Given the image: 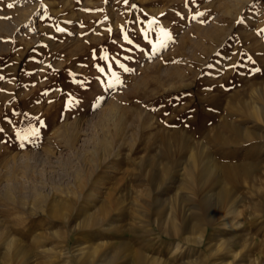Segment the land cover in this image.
<instances>
[{
  "label": "rangeland",
  "instance_id": "rangeland-1",
  "mask_svg": "<svg viewBox=\"0 0 264 264\" xmlns=\"http://www.w3.org/2000/svg\"><path fill=\"white\" fill-rule=\"evenodd\" d=\"M263 49L264 0H0V264H264Z\"/></svg>",
  "mask_w": 264,
  "mask_h": 264
},
{
  "label": "bare ground",
  "instance_id": "bare-ground-1",
  "mask_svg": "<svg viewBox=\"0 0 264 264\" xmlns=\"http://www.w3.org/2000/svg\"><path fill=\"white\" fill-rule=\"evenodd\" d=\"M206 47V46H205ZM264 50V49H263ZM209 51V50H208ZM204 54V53H203ZM183 78V77H182ZM180 79V78H179ZM184 81V80H183ZM7 90V89H6ZM9 93V92H8ZM7 97V96H6ZM11 98V97H10ZM1 102V101H0ZM2 103V102H1ZM4 104V103H3ZM6 104V103H5ZM5 107V106H4ZM10 107V106H9ZM8 107V108H9ZM3 109H0V113L2 112ZM5 113L7 112V109L4 108L3 110ZM112 111V110H111ZM12 113V112H11ZM115 113V112H114ZM110 114V113H109ZM6 115V114H5ZM111 115V114H110ZM108 116V115H107ZM108 118V117H107ZM216 167V166H215ZM82 193V192H81ZM82 195V194H81Z\"/></svg>",
  "mask_w": 264,
  "mask_h": 264
},
{
  "label": "snow or ice",
  "instance_id": "snow-or-ice-1",
  "mask_svg": "<svg viewBox=\"0 0 264 264\" xmlns=\"http://www.w3.org/2000/svg\"><path fill=\"white\" fill-rule=\"evenodd\" d=\"M9 7H11V5H9ZM100 71H102V72H103V71H104V69H103V68H101V69H100Z\"/></svg>",
  "mask_w": 264,
  "mask_h": 264
}]
</instances>
